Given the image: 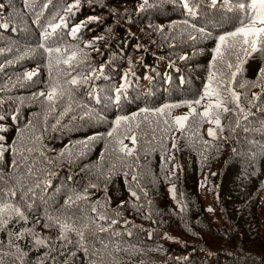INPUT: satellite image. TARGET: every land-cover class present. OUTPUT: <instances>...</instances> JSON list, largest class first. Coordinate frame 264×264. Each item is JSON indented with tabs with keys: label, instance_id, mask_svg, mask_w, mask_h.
<instances>
[{
	"label": "trees",
	"instance_id": "1",
	"mask_svg": "<svg viewBox=\"0 0 264 264\" xmlns=\"http://www.w3.org/2000/svg\"><path fill=\"white\" fill-rule=\"evenodd\" d=\"M69 1L0 0V264H264V46L213 59L252 0Z\"/></svg>",
	"mask_w": 264,
	"mask_h": 264
},
{
	"label": "snow or ice",
	"instance_id": "2",
	"mask_svg": "<svg viewBox=\"0 0 264 264\" xmlns=\"http://www.w3.org/2000/svg\"><path fill=\"white\" fill-rule=\"evenodd\" d=\"M25 3L27 4V0H25ZM145 4H147V0H145ZM77 6H78V0H76V3L69 5L66 11H71L74 7H77ZM144 6L145 5H141V8H143ZM185 6L187 7V3L185 4ZM240 7L245 10H247V8H251L252 15L248 17L247 23H242V25L240 27H237L235 31L228 32L225 35H220L218 37V43L216 44V47L214 49V53H215L213 57L214 60L216 59L217 56L222 55L221 48L222 46L227 45L229 40L233 41L231 47H235L236 44H239L243 46V50L245 51L246 54H249V55L251 54L248 51L249 48L254 52L258 49V46H264V0H252L251 4L242 3ZM90 19H93V18H90ZM61 21L63 22L62 17H61ZM59 26L60 25H55V27H59ZM79 27L80 26H77V28L73 30V34H75L76 31H79ZM40 46L44 47L43 44H41ZM46 51H48L49 53L53 51L59 52L60 49L49 48V49H46ZM75 58H76V53L73 52L72 55L67 60L64 61V63H69L71 60ZM228 66L231 67L230 64ZM237 67H239V65ZM261 74L264 75V69H261ZM33 75H35V73H28L26 74V78L30 79ZM232 75L233 77H235L236 73H233ZM214 78H215L214 73L209 75V81H212ZM71 83L76 84L77 81L73 79ZM123 87L124 85H121V88ZM241 87H243V85H241ZM119 91L120 89H117V92ZM229 92H230L232 100L236 101L237 106L239 107V95L235 91L231 90V87H229ZM40 95H44V93H40ZM56 96H57V89L53 87L47 94L46 98L49 101H53L56 98ZM204 96L209 97V98L216 97V102L215 104L209 103L206 106L204 112L200 113L202 117H209L210 110L213 107H215L216 109H223V111L229 110L227 107L224 106L219 91H217L216 89H213L211 84L206 85ZM187 103L190 108L189 114L184 115V116H177L173 118L176 125H178L181 129L184 128L185 126L184 122L188 120L189 115L195 114L196 112V109L193 107V104L199 105L201 103V100L197 99L195 101H191ZM178 106L179 105H165L164 108L156 109L155 111L163 113L164 110L167 108L178 107ZM141 111L143 112L147 110L141 109ZM134 118H135V114H133L132 117H128V116L118 117L116 123L119 124L121 120L127 121L129 119H134ZM212 122H214L217 126H219L220 124L219 117L217 116L216 119ZM214 134H215L214 131L212 129H209V135H214ZM111 135L112 133L110 132L109 136ZM131 139H132V142L135 143V139H136L135 136H132ZM173 146L175 147V145ZM125 149H126V146H123L121 147L120 150L125 151ZM127 151H128V154H132V149H127ZM133 179H135V177H133ZM170 191H174V189H170ZM11 195H15V193L13 192L11 193ZM7 213H15L20 218L22 219L24 218V214L20 211L18 207H14L10 203H3V204H0V223H7V220L2 219L4 214H7ZM60 228H61V233H62L61 238H65V233L71 230V228L69 225L64 224V223H60ZM81 235L83 234L81 233ZM36 242L43 243V241L39 239H37Z\"/></svg>",
	"mask_w": 264,
	"mask_h": 264
},
{
	"label": "rangeland",
	"instance_id": "3",
	"mask_svg": "<svg viewBox=\"0 0 264 264\" xmlns=\"http://www.w3.org/2000/svg\"><path fill=\"white\" fill-rule=\"evenodd\" d=\"M70 4V3H69ZM74 26V25H73ZM73 26L71 27V29L73 28ZM65 28H66V26H65ZM72 32H73V29L71 30ZM208 104L210 103V101L209 102H207ZM189 114V110L187 109V110H183V109H181V110H179V111H176L175 113L173 112V118L174 117H177V116H184V115H188ZM207 126L205 127V131L206 132H209V129H212L213 131H214V127L212 126V124H206ZM208 136H213V135H208ZM128 144H130V143H126V144H124L123 146H127ZM259 202H260V204L261 205H264V190H262L261 191V193H260V198H259ZM208 205H209V203H208ZM208 209L211 211V212H213L212 210V208L211 207H208ZM262 215H264V213L262 212Z\"/></svg>",
	"mask_w": 264,
	"mask_h": 264
},
{
	"label": "water",
	"instance_id": "4",
	"mask_svg": "<svg viewBox=\"0 0 264 264\" xmlns=\"http://www.w3.org/2000/svg\"><path fill=\"white\" fill-rule=\"evenodd\" d=\"M37 239L42 240L43 243H37V242H36ZM34 241H35L37 244H39V245H46V244H47V242H46V241L43 239V237H41V236H37V237H35V238H34Z\"/></svg>",
	"mask_w": 264,
	"mask_h": 264
},
{
	"label": "bare ground",
	"instance_id": "5",
	"mask_svg": "<svg viewBox=\"0 0 264 264\" xmlns=\"http://www.w3.org/2000/svg\"><path fill=\"white\" fill-rule=\"evenodd\" d=\"M153 102V101H152Z\"/></svg>",
	"mask_w": 264,
	"mask_h": 264
}]
</instances>
